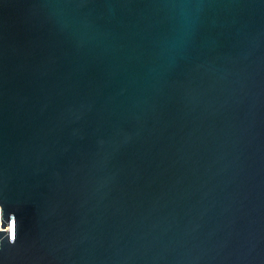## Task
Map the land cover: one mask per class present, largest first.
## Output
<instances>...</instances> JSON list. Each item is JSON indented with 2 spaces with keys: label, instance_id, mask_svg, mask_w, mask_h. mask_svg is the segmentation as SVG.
<instances>
[{
  "label": "water",
  "instance_id": "obj_1",
  "mask_svg": "<svg viewBox=\"0 0 264 264\" xmlns=\"http://www.w3.org/2000/svg\"><path fill=\"white\" fill-rule=\"evenodd\" d=\"M0 203V264H264V0H0Z\"/></svg>",
  "mask_w": 264,
  "mask_h": 264
},
{
  "label": "clouds",
  "instance_id": "obj_2",
  "mask_svg": "<svg viewBox=\"0 0 264 264\" xmlns=\"http://www.w3.org/2000/svg\"><path fill=\"white\" fill-rule=\"evenodd\" d=\"M19 230L20 225L14 212L9 213V221L5 226L4 205L0 203V234H5L0 237V245L3 244L4 239H7L9 244L15 245L19 239Z\"/></svg>",
  "mask_w": 264,
  "mask_h": 264
}]
</instances>
